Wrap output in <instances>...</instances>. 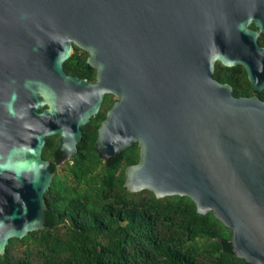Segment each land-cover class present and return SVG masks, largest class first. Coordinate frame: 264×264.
Masks as SVG:
<instances>
[{
	"label": "water",
	"instance_id": "95a60500",
	"mask_svg": "<svg viewBox=\"0 0 264 264\" xmlns=\"http://www.w3.org/2000/svg\"><path fill=\"white\" fill-rule=\"evenodd\" d=\"M262 34L264 0H0V254L46 226L47 137L72 157L112 92L96 146L108 158L139 145L127 189L189 196L264 264V99L213 75L242 65L262 91ZM74 45L96 82L65 70Z\"/></svg>",
	"mask_w": 264,
	"mask_h": 264
},
{
	"label": "trees",
	"instance_id": "16d2710c",
	"mask_svg": "<svg viewBox=\"0 0 264 264\" xmlns=\"http://www.w3.org/2000/svg\"><path fill=\"white\" fill-rule=\"evenodd\" d=\"M259 41L264 45V34ZM75 47L65 69L94 79L87 51ZM214 76L232 84L236 96L264 99V89L253 90L242 65L217 62ZM100 117L82 127L80 151L63 166V175L50 166L57 172L46 192L45 228L11 238L0 264H252L233 251V229L213 212L199 213L189 196L127 189L125 169L138 162L140 147L135 143L121 160L105 164L95 145ZM57 137H47L45 159Z\"/></svg>",
	"mask_w": 264,
	"mask_h": 264
},
{
	"label": "flooded vegetation",
	"instance_id": "af4514ba",
	"mask_svg": "<svg viewBox=\"0 0 264 264\" xmlns=\"http://www.w3.org/2000/svg\"><path fill=\"white\" fill-rule=\"evenodd\" d=\"M75 46H77V45H74V48H73V51L75 52L76 51V47ZM79 47V46H78ZM80 48V51L79 52H82L84 49H82L81 47H79ZM73 51H72V53H73ZM84 51H86V50H84ZM71 53V54H72ZM88 53V52H87ZM71 56V55H70ZM87 58H88V55H87ZM88 62V61H87ZM93 67V66H92ZM65 68V67H64ZM94 69H95V78L94 79H88V78H86V79H88V81L89 82H96L97 81V69L95 68V67H93ZM215 69H216V67H215ZM66 70V69H65ZM67 71V70H66ZM214 72H215V70H214ZM67 73L68 74H70V75H74V76H77V77H79L80 79H85V78H82V77H80L79 75H77V74H74V73H71V72H68L67 71ZM214 75V74H213ZM215 77V76H214ZM216 78V77H215ZM217 79V78H216ZM219 80V79H218ZM220 81V80H219ZM119 99V97L116 95V94H114V93H112V92H105V94H104V97H103V100H102V103H101V105H100V109H99V111H98V113L97 114H100L101 113V117H100V120H99V124H98V126H97V136H98V128H99V126L101 125V123L106 119V117H107V115H108V111H109V109L115 104V102L117 101ZM97 114L95 115V116H93L92 118H94V117H96L97 116ZM91 118V119H92ZM82 131H83V128H82ZM56 135H58V144L54 147V146H52L50 149H49V152H50V155H51V157L50 158H48L49 160H50V166L51 165H55V167H56V170L58 171V166L59 165H61V162H64L63 161V155H64V153L62 152V150H60V143H61V141H60V136H59V134H56ZM83 136H84V134H83ZM83 138V137H82ZM96 139H97V137H96ZM82 140V139H81ZM80 140V141H81ZM47 142V141H46ZM80 143V142H79ZM79 143H78V150H77V152L72 156V157H70L69 159L71 160V162L73 163L74 162V158H75V156L78 154V152L80 151V148H79ZM95 145H96V142H95ZM96 148H97V146H96ZM97 150H98V148H97ZM99 151V150H98ZM100 153V157H101V159H102V161L105 163V164H107L109 161L111 162V158L112 157H116L118 160H121V157H122V154H123V151L121 152V153H119V154H117V155H115V156H110V157H108V158H104L103 157V155L101 154V152H99ZM117 159H116V161H117ZM72 163H70V164H72ZM50 169H51V167H50ZM55 169L54 170H52L51 169V171L54 173V176L56 175V171ZM54 178V177H53Z\"/></svg>",
	"mask_w": 264,
	"mask_h": 264
},
{
	"label": "rangeland",
	"instance_id": "374dc122",
	"mask_svg": "<svg viewBox=\"0 0 264 264\" xmlns=\"http://www.w3.org/2000/svg\"><path fill=\"white\" fill-rule=\"evenodd\" d=\"M73 53H74V51H73ZM57 140H58V137L55 140L54 147L58 144V141ZM67 161H70V163H72L69 158H67L64 162H61V165L58 166V172H59V174L63 175L62 174L63 173V168H64L63 166L66 165ZM98 170H100V168H98Z\"/></svg>",
	"mask_w": 264,
	"mask_h": 264
}]
</instances>
